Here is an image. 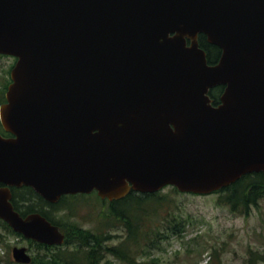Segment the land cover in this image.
<instances>
[{
  "label": "water",
  "instance_id": "95a60500",
  "mask_svg": "<svg viewBox=\"0 0 264 264\" xmlns=\"http://www.w3.org/2000/svg\"><path fill=\"white\" fill-rule=\"evenodd\" d=\"M200 33L221 48L214 64ZM0 53L17 57L0 104L13 135L0 134V218L26 238L64 233L20 215L10 186L112 201L264 174V0H0ZM12 254L31 261L25 246Z\"/></svg>",
  "mask_w": 264,
  "mask_h": 264
},
{
  "label": "trees",
  "instance_id": "16d2710c",
  "mask_svg": "<svg viewBox=\"0 0 264 264\" xmlns=\"http://www.w3.org/2000/svg\"><path fill=\"white\" fill-rule=\"evenodd\" d=\"M199 43L207 53L208 63H216L220 57L221 49L210 44L203 34L199 35ZM222 89V86H217L210 90L214 103L219 102ZM4 99L2 91L0 102ZM0 129L4 134H9L1 128V125ZM216 193H218V201L228 205L232 211L248 213L250 206L264 197V175L262 172L245 174L236 182ZM176 194H179L177 189L170 187L167 192L163 190L152 193L131 191L120 200H103L108 203L106 215L110 219L105 226L120 224L125 229L124 237L114 244L110 243L112 238L110 233H105L98 227L91 230L77 222L70 226V224H63L56 219V212L65 209H71L70 212H72L73 206H75L72 201L80 197H87L85 194L63 195L57 203L52 204L44 200L31 187L12 188L13 203L22 215L34 211L40 212L65 232V240L62 245H45L28 240L31 245L43 250L42 254L32 256L31 264H104L103 260L108 254L119 260V263L111 264H166L159 257H148V255L166 238L164 230L181 233V230L183 231L186 226L187 221L182 218L177 219L171 212L169 202ZM97 198L99 199V197ZM45 206H49V209H46ZM166 215L167 217L164 219ZM0 224L13 232L8 224L1 219ZM260 259H262V254L256 251L251 252L247 263L257 264L256 262ZM0 264H4V262L2 261Z\"/></svg>",
  "mask_w": 264,
  "mask_h": 264
},
{
  "label": "rangeland",
  "instance_id": "374dc122",
  "mask_svg": "<svg viewBox=\"0 0 264 264\" xmlns=\"http://www.w3.org/2000/svg\"><path fill=\"white\" fill-rule=\"evenodd\" d=\"M13 59L11 56H0V93L8 83ZM163 191L167 192L168 188ZM86 196L72 201L75 204L72 212L71 209L56 212V219L70 226L77 222L91 230L98 227L110 233V243L117 244L125 235L124 227L120 224L105 226L110 221L106 215L108 203L98 199L96 193ZM169 205L177 219L187 221L186 226L181 233L164 230L166 238L159 247L150 251L148 257L157 256L166 264H248L250 253L256 251L262 254V259L256 263L264 264V197L252 204L248 213L232 211L228 205L218 201V193H179ZM45 208L49 209V206ZM14 246H26L32 256L43 252L23 236L0 224L1 263L16 264L12 257ZM103 263H119V260L108 254Z\"/></svg>",
  "mask_w": 264,
  "mask_h": 264
}]
</instances>
